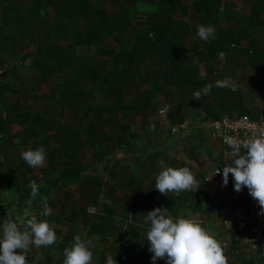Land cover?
Returning a JSON list of instances; mask_svg holds the SVG:
<instances>
[{
    "label": "crops",
    "instance_id": "0c3cea01",
    "mask_svg": "<svg viewBox=\"0 0 264 264\" xmlns=\"http://www.w3.org/2000/svg\"><path fill=\"white\" fill-rule=\"evenodd\" d=\"M221 1L223 5L212 11V16L207 13L204 21L195 18L198 13L192 10L188 12L193 15L191 20L188 16L184 19L180 15L176 17L188 19L191 34L187 39L190 37L191 44L202 48L201 51L208 45L225 47L224 51L216 52L212 57L206 55L209 60L218 53L227 55L229 59L243 60L244 64L247 59V63L252 65V74H245L240 79L239 90L215 86L216 80H221L219 75L237 74V67L241 65L234 61L231 65L225 64L219 75H214L200 72L199 67L191 65L185 56L191 67L198 70L192 71L193 80L184 84L186 77L172 79L165 73L171 64H164L155 54L149 55L150 58L140 68L141 75L149 80L134 76V80L121 85V91L125 86L132 88L126 101L123 95L121 97V102L129 108L125 111L114 108L116 104L112 99L113 112L108 116L109 121L103 119L106 138L99 143L100 151L91 146L92 151L87 155L78 147L82 167L73 179L68 173L73 164L67 161L65 152L57 166L53 152L48 149L50 152L46 155L45 165L30 171L19 162L20 155L11 154L8 159L1 155L4 148L16 147L20 138L5 146L1 144L7 143V139L0 136V168L8 173L5 181L0 180V237L6 220L12 219L22 225V213L29 208L26 201L30 199L31 181L37 183L39 193L29 210L38 222L46 220L50 225L55 224L54 231L58 237L54 245L31 246L26 254L28 264H63L64 249L71 246L76 235L91 242L92 264H106L108 255H112L117 264H152V253L146 240L150 222H146L145 217L147 211L156 207L167 208V214L174 220L182 217L198 221L220 243L228 264H255L260 259L259 247L249 243L248 233L238 232L226 223L227 209L234 202L231 197L233 177L230 173L227 185L223 186L222 175H213L212 171L216 168L223 170L226 163L233 164L234 160L224 144L202 125L200 118L202 106L207 104L219 116L242 113L253 118L264 116V64L250 61L245 53L253 45L264 50V0H227L225 5L226 0ZM183 2L189 3V0ZM213 15H220V18L215 21ZM197 25H213L215 39L207 43L202 41L197 36ZM232 49L236 52L238 49L240 56L230 57ZM112 59L113 56H109L103 60ZM108 66L111 67V63ZM246 78L248 82L244 84ZM199 80L205 82L201 84ZM206 84H212L213 91L207 96L202 95L199 101L192 100L193 93ZM146 92L145 101L141 96ZM6 95L5 92L0 97L3 114ZM145 104L144 109L140 108ZM161 108L166 109L163 116L159 114ZM136 109L140 112L136 113ZM125 112H128V117L123 116ZM55 138L47 135L46 143H53ZM51 157L54 162H50ZM161 159L165 166L189 167L200 186L192 193L160 194L155 183L156 175L162 170L158 163ZM26 174L31 178L25 177ZM104 198H110L111 202L104 203ZM44 200L52 209L48 217L41 215ZM243 201L248 208L260 212L258 202L248 190ZM155 264L166 262L157 259Z\"/></svg>",
    "mask_w": 264,
    "mask_h": 264
},
{
    "label": "trees",
    "instance_id": "16d2710c",
    "mask_svg": "<svg viewBox=\"0 0 264 264\" xmlns=\"http://www.w3.org/2000/svg\"><path fill=\"white\" fill-rule=\"evenodd\" d=\"M143 1L154 2L157 10L145 20L137 22L138 26L133 32H129L128 37L126 24L135 17L133 13L136 16L142 15L133 12V9L136 3ZM183 1L0 0V67H4L0 70V82L12 80L8 73L13 64L24 66L23 62L28 57L34 71L33 77L38 83L46 84L51 89L41 97L34 96L46 106L44 114L31 112L25 104L9 103V99H5V114L0 110V136L6 137L9 144L19 137L21 146L29 144L43 134L47 138L49 126L53 123L55 127L57 123L53 121L52 110L57 109L58 105L68 103L74 113L73 119L67 122L61 135L56 136L55 140L59 142L58 150L65 152L67 161L73 164L69 175L72 179L74 175L78 176L82 164L77 149L83 142V117L88 121L84 130L87 141L99 152V143L106 138L102 114L108 113L110 116L113 112L111 104H106L104 100L112 98L116 104L114 108L120 111L128 109L129 106L121 102V88L128 81L134 80V76L144 81L149 80L140 73V68L147 58H150L149 55L155 54L164 64H171L165 73L171 75L172 79L179 80L184 76V84L193 80L191 72L197 71L198 68H192L184 55L185 39L191 34L187 20L193 19V15L188 12H197L195 18L204 21L207 13L210 14L223 4L221 0H189V3ZM227 2L226 0L224 5ZM108 5L115 9L113 15L109 13ZM177 15L188 16V19H178ZM210 15L212 16V13ZM219 16L213 15V20L216 21ZM108 40L120 42L121 49H110L106 44ZM33 44L37 45L38 49L28 50ZM81 45H94L98 49L97 55H109L113 56V59L98 60L97 55H80L77 48ZM224 50L225 47L216 44L203 47L204 53L209 57ZM19 51L22 52L21 55H17ZM245 53L250 61L264 64V50L256 45L247 48ZM108 63H111V67ZM199 82L202 84L205 80ZM5 92V88L0 86V97L4 96ZM97 93H101L103 100L94 101ZM147 95V92L142 93L141 97L146 101ZM145 107L146 104L140 108ZM202 108L201 121L213 115L219 116L209 104ZM76 111H80L78 115ZM135 112L140 111L136 109ZM19 162L30 171L33 169L21 155ZM50 162H54L53 157ZM233 184L234 180L231 197L235 204L245 200L248 189L244 187L237 192Z\"/></svg>",
    "mask_w": 264,
    "mask_h": 264
},
{
    "label": "clouds",
    "instance_id": "9594fccd",
    "mask_svg": "<svg viewBox=\"0 0 264 264\" xmlns=\"http://www.w3.org/2000/svg\"><path fill=\"white\" fill-rule=\"evenodd\" d=\"M215 33L213 25H197V36L205 43L215 39ZM215 86L224 88L228 85L218 79ZM212 87V84H206L195 91L192 100L199 101L202 95L207 96ZM225 142L233 148L236 158L233 164H225L222 173L216 169L213 175L222 174V185L226 186L231 173L234 190L240 192L246 187L250 196L258 202L260 212L264 214V134L247 142L244 155L239 154L237 142L232 137H226ZM21 157L32 168L43 167L46 150L43 146L28 149L21 152ZM158 163L162 170L156 175L155 189L160 194L172 192L179 195L184 191L192 193L200 186L189 167L165 166L163 159ZM29 186L30 199L26 203L30 208L38 196L39 187L35 181H31ZM29 208H25L22 213V225L12 219L4 222L0 237V264H28L26 254L31 246L47 247L57 243L55 224L50 225L46 220L38 222ZM51 214L52 209L44 200L41 215L48 217ZM145 220L150 222L146 240L149 243L148 250L152 253V264L157 259H164L166 264H228L220 243L198 221L182 217L174 220L167 214V208L163 207L147 211ZM64 257L63 264H92L91 242L83 240L80 235L74 236L71 246L64 249ZM106 264H117V261L112 255H108Z\"/></svg>",
    "mask_w": 264,
    "mask_h": 264
},
{
    "label": "rangeland",
    "instance_id": "374dc122",
    "mask_svg": "<svg viewBox=\"0 0 264 264\" xmlns=\"http://www.w3.org/2000/svg\"><path fill=\"white\" fill-rule=\"evenodd\" d=\"M107 7L109 10V13L111 15H113L115 9L112 8V5L111 6L108 5ZM156 10H157V6L154 2L143 1V2L136 3V6L134 7L133 12L136 11L142 15L136 16L133 13V16H135V17L134 18L132 17L129 24L128 23L126 24L127 28H128V34H129V32H133L135 30L136 26H138L137 22L145 20L146 18H148L150 16V14L152 12H155ZM51 15H52V10H51ZM182 18L184 19L186 17L182 16ZM128 37H130V34L128 35ZM189 39H190V37L187 39L188 41L185 44V56L191 65H196L197 67H199L200 72L207 73V74L219 75L225 64L231 65V63L234 61V62H236L237 65H241V66L237 67V74L225 73L223 75H219L221 77V79L224 76L229 75L230 77H232L236 80V82L238 83V88L234 91L239 90L240 84H241L240 79H243L247 74H252V72H250V69H253V68L251 67L252 65L247 63V61H246L247 59H245V64H244L243 60H236V59L234 60L232 58L229 59V57L227 55H224L223 53H218L214 59L209 60L208 57L206 56V54L203 51H201L202 48L193 46ZM106 44L112 50L119 51L121 49L120 42H117L115 40H108L106 42ZM121 45H122V43H121ZM37 49H38L37 45L33 44L29 47L28 50L35 51ZM97 52H98V49L94 45H92V46L81 45L77 48V53L80 55L81 54L97 55ZM21 53L22 52L19 51V52H17V55H21ZM240 54L241 53L238 51V49H237V52L235 49L230 50V57L231 56L238 57V56H240ZM97 57L99 58V60L109 58V56L103 55V54L97 55ZM23 63H24V66L20 65L19 67L16 63L13 64L12 70H10L8 73V75H10L12 80H10L9 82H8V80L0 82V86L5 88L6 94H7V99L13 100V101L18 100L21 104H25L27 106V109L30 110L31 112H38L39 114H44L46 106L41 101L37 100V98H34V96L38 95L39 97H41V95H43V94H48L51 90L50 86H48L46 84L42 85L36 81V79L33 77L34 71L32 69L30 59L28 57L24 60ZM159 66H160V64H159ZM2 68H4V67H0V70H3ZM229 69H231L230 71H234L233 68H229ZM246 82H248L247 78L244 79V84ZM131 93H132V88H127V86H125L123 88L122 95H123L124 101H126L128 99V95H130ZM101 100H103V98L101 97V93L100 94L97 93L95 95L94 101L98 102ZM104 101L106 104H112L113 103L112 98H111V100L107 99ZM67 104L68 103H66L62 106L58 105L57 109L52 110L53 121H56L57 123H56L55 127H52L53 123H51L46 135L60 136L61 131L65 128L67 122L69 120L73 119L74 113L72 111V108L69 107ZM79 112L80 111H76L75 113L78 115ZM127 115H128V112H125V114L123 116L128 117ZM108 116H109L108 113L102 114V118L104 120H108ZM83 120H84V122H83L84 124L82 125V128H84V129H82V137H83L82 141L83 142L80 144V149H81V152H83V153L86 152L85 154L88 155L92 151V148H91V145L87 141L88 138H87L86 134L84 133V130L86 129V124L88 122L87 118L83 117ZM40 128L43 129L44 127H40ZM34 142H36V143H34ZM1 145H5V146L7 145L8 146L10 144L5 143V144H1ZM58 145H59V142L57 140H54L53 143L51 141L47 144L46 138L43 134L39 138H37L36 140H34V141L32 140L29 144H26L24 146H21L20 142H19L16 147L15 146H9V147L4 148L1 155L3 156V158L7 157V159H8L11 156V154L21 155L22 151H25L28 149H36V148L43 146L46 150V155L50 151L53 152V155H54L55 160H56V165L59 166L62 162V152H60L58 150ZM46 146H47V149H46ZM5 149L8 152L4 151ZM48 149L50 151H48ZM11 158H14V157H11ZM4 166H6L5 163H4ZM12 172H14V171H12ZM7 175H8L7 171H4L3 167L0 168V180L5 181ZM25 177L31 178V175L26 174ZM12 202H15V200L12 199Z\"/></svg>",
    "mask_w": 264,
    "mask_h": 264
},
{
    "label": "built area",
    "instance_id": "2783aa9c",
    "mask_svg": "<svg viewBox=\"0 0 264 264\" xmlns=\"http://www.w3.org/2000/svg\"><path fill=\"white\" fill-rule=\"evenodd\" d=\"M221 80L225 81L227 87L232 91L238 88L236 80L229 75L224 76ZM159 114L165 115L166 109L161 108ZM202 125L209 129L212 136L218 138L224 144L233 160L236 157L233 155V148L225 142L226 137H232L237 142L239 154L241 155L246 151L245 145L250 139L264 134V116L253 118L246 113L236 116L209 117L202 121ZM216 169H219L222 173L220 168ZM216 169L212 171L213 174ZM103 202L109 204L111 200L110 198H104ZM226 223L238 232L245 231L248 233L249 243L258 246L260 251V259L255 264H264V214L248 208L246 202L242 200L228 207Z\"/></svg>",
    "mask_w": 264,
    "mask_h": 264
}]
</instances>
